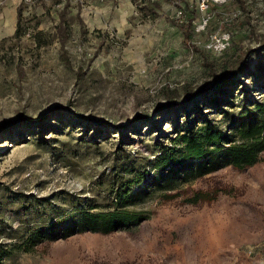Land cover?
<instances>
[{
	"label": "rangeland",
	"instance_id": "obj_1",
	"mask_svg": "<svg viewBox=\"0 0 264 264\" xmlns=\"http://www.w3.org/2000/svg\"><path fill=\"white\" fill-rule=\"evenodd\" d=\"M204 2L0 0V264H264V150L144 195L150 170L125 205L136 224L61 222L80 199L107 206L122 151L170 142L192 108L160 109L171 90L211 88L250 48L230 87L264 96V0Z\"/></svg>",
	"mask_w": 264,
	"mask_h": 264
},
{
	"label": "trees",
	"instance_id": "obj_2",
	"mask_svg": "<svg viewBox=\"0 0 264 264\" xmlns=\"http://www.w3.org/2000/svg\"><path fill=\"white\" fill-rule=\"evenodd\" d=\"M180 26L187 39L191 32L189 24L180 23ZM258 42L264 44V37L258 38ZM249 49L236 51L224 80L217 81L211 88L186 85L184 96L176 90L167 94L166 104L160 109L177 111L192 104L185 112L188 119L176 122L175 135L170 137L169 143L154 142V157L146 162H137L131 154L122 151L119 169L114 171L107 187L110 198L107 206L101 208L94 199H86L84 203L80 199L74 204L72 213L61 220L66 222L64 235L87 229L109 232L145 219V214L125 205L134 195V187L147 180L150 170L153 172L144 195L153 189L173 188L177 178L192 181L225 165L244 169L259 160L264 150V96H240L237 85L230 87ZM212 199L206 192H196L190 201ZM32 233V238L42 236L37 228Z\"/></svg>",
	"mask_w": 264,
	"mask_h": 264
},
{
	"label": "built area",
	"instance_id": "obj_3",
	"mask_svg": "<svg viewBox=\"0 0 264 264\" xmlns=\"http://www.w3.org/2000/svg\"><path fill=\"white\" fill-rule=\"evenodd\" d=\"M204 1H205V0H200V7H201V8H204V7H206V5H207V3H205ZM199 27H203V23H202L200 26H198V28H199Z\"/></svg>",
	"mask_w": 264,
	"mask_h": 264
},
{
	"label": "water",
	"instance_id": "obj_4",
	"mask_svg": "<svg viewBox=\"0 0 264 264\" xmlns=\"http://www.w3.org/2000/svg\"><path fill=\"white\" fill-rule=\"evenodd\" d=\"M220 79H224V77H222V78H220ZM220 79H218V80H215V83L217 82V81H220ZM206 88V87H205Z\"/></svg>",
	"mask_w": 264,
	"mask_h": 264
}]
</instances>
